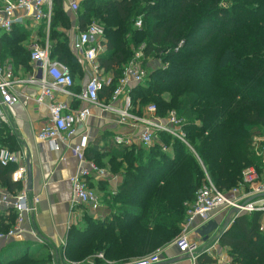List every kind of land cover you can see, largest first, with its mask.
I'll use <instances>...</instances> for the list:
<instances>
[{"label": "trees", "instance_id": "trees-1", "mask_svg": "<svg viewBox=\"0 0 264 264\" xmlns=\"http://www.w3.org/2000/svg\"><path fill=\"white\" fill-rule=\"evenodd\" d=\"M82 7L80 31L100 21L107 40L98 61L113 82L100 98L111 99L140 52L144 61L158 60L167 68L150 71L143 84L131 87L132 112L143 116L148 104L163 119L175 112L186 135V144L159 133L151 147L118 145L114 138L103 149L87 151L91 162L110 166L123 180L106 201L111 219L86 216L85 225L70 230L65 254L74 264H89L88 258L104 264L98 254L123 264L173 244L208 179L229 197L248 168L264 182V0H85ZM53 10L51 58L74 78L82 66L59 30L70 28L64 0H54ZM26 36L18 25L0 32V60L29 70V53L20 45ZM13 170L0 164V186L12 191ZM14 219L0 216V232ZM263 219L260 212L241 213L221 234L219 245L228 249L232 264H264ZM0 264H52V256L16 243L0 253ZM197 264L216 261L204 254Z\"/></svg>", "mask_w": 264, "mask_h": 264}, {"label": "built area", "instance_id": "built-area-1", "mask_svg": "<svg viewBox=\"0 0 264 264\" xmlns=\"http://www.w3.org/2000/svg\"><path fill=\"white\" fill-rule=\"evenodd\" d=\"M84 2L85 0H79ZM54 0H0V32L10 33L15 26L35 25L37 27H51ZM73 9L79 8L78 0L70 3ZM139 21L136 26L141 27ZM107 44L105 32L102 27L92 24L85 31H80L73 43L75 52L88 64L94 66L95 75L90 79L85 89L77 94L73 92L75 80L70 70L63 63L53 60L49 45L41 46L33 42L29 46L30 64L33 66V74L27 79L15 76L10 65L0 64V139L4 131L14 132L10 115H15L17 104L28 105L32 100L29 96L21 94L25 86H35L39 94L34 99L38 106H45L48 110V121L38 132L37 138L40 142L47 144L51 151H58L71 136L74 135L78 125L86 122L90 116L91 106H106L100 102V94L111 82L103 79L99 74V56ZM142 57V53L136 56ZM167 68V64L162 66ZM147 77L146 70L139 65H130L125 69L123 77L111 96V102L124 100L125 107L118 111L120 124L128 126L129 132L116 137L118 145L131 146L135 143L145 147H151L158 141L159 133H166L173 138L186 144V135L183 130V120L175 112L169 113L166 119L157 115L156 106H150L144 112L143 117L133 115L132 103L129 90L136 84H143ZM60 95H67L72 100L83 102L86 107L73 109L71 102L59 101ZM71 100V101H72ZM85 143L78 145L74 151L79 156L80 162L75 173L69 179L73 199L70 210L85 207L90 211H97L101 207V201L90 187L92 176H103L106 173L96 163L84 164ZM167 151V148H163ZM264 162V147L261 151ZM22 156L12 152L7 146L0 145V164L8 168L14 166L11 174L13 184L22 182L26 173V166ZM17 167V168H16ZM231 197L220 192L210 180L201 188L196 195V201L188 211V218L183 226L182 233L173 243L179 252L188 256L191 264H197L198 255L195 254L191 241L190 229L199 220V229L213 220V214L221 209L232 212L255 213L260 212L264 217V182L254 168H248L243 174V183L239 189L233 190ZM252 201L249 202L250 199ZM39 197L31 195L27 189L22 192H10L6 187L0 186V216L8 222L14 216L13 225L5 232H0V242L15 243L23 242L25 234L34 236V231H28L25 223L28 216L35 214L39 204ZM264 231V221L261 224ZM210 250H208L209 252ZM164 249L123 264H162ZM97 258L106 262L103 254Z\"/></svg>", "mask_w": 264, "mask_h": 264}, {"label": "crops", "instance_id": "crops-1", "mask_svg": "<svg viewBox=\"0 0 264 264\" xmlns=\"http://www.w3.org/2000/svg\"><path fill=\"white\" fill-rule=\"evenodd\" d=\"M65 1L70 5L74 0ZM38 28H42V26ZM106 52L107 44L100 56L106 54ZM79 61L82 66V72L74 76L75 87L73 89V92L77 94H80L85 89L90 79L95 75L93 65L88 64L81 57ZM31 72L32 74L35 72L33 66L31 67ZM99 74L107 81L113 82L112 73L107 74L103 69H99ZM19 91L21 94L32 98V100L28 105L17 104L15 106V115H10L14 132L12 129L4 131L2 139L3 141L5 140V146L12 152L26 159L25 162L21 161L20 163L21 166H26V173L22 182L14 184L16 188L13 191L6 188L12 193H20L27 189L31 195L38 196L40 201L36 213L28 216L25 223L26 229L34 231L35 235L32 236L27 233L23 242L15 243L29 244L32 249H36L40 253H49L52 256V264H74L68 260L65 254L70 230L74 227L85 225L86 216L98 221L110 220L111 212L106 205V201L110 194L114 195L118 192L123 180L121 175L111 171L110 166L100 167L106 174L103 176L94 175L90 180L91 189L101 201L100 209L93 212L85 207H79L71 211L70 206L73 194L69 179L76 169L82 165L74 149L86 139L83 163L88 164L91 162L86 155L89 148L99 146L103 149L106 141H113L114 138L116 140L117 136L129 132V125L120 124V115L118 114V111L123 110L125 107L124 100L120 99L113 103L111 99L107 101L105 98H100L102 105L110 109L106 110L96 106L89 107L91 113L86 122L77 126L74 135L61 145L60 150L51 151L47 144L40 142L37 138L38 132L48 121L47 108L38 106L34 101L39 94L38 88L25 86L23 90ZM71 100L67 95H60L59 97V101L71 102L73 109L86 107L83 102ZM7 139L9 140L6 142ZM137 144L134 142L133 145ZM105 161L107 162V160ZM224 210L221 209L213 214L214 218L212 221L217 222L219 228L211 235L209 241L204 242V236L199 232V220L190 229L195 254L198 257L206 254L213 258L216 264H232L228 249L219 245V237L232 226L239 214L231 210L228 214H225ZM10 244L0 242V247L3 249L0 250V253H5L6 248ZM208 250L210 251L208 252ZM87 260H90L89 264H93L91 258ZM162 264L191 263L188 256L182 255L177 246L171 244L164 248Z\"/></svg>", "mask_w": 264, "mask_h": 264}, {"label": "rangeland", "instance_id": "rangeland-1", "mask_svg": "<svg viewBox=\"0 0 264 264\" xmlns=\"http://www.w3.org/2000/svg\"><path fill=\"white\" fill-rule=\"evenodd\" d=\"M64 3H65V6L67 8L68 21H69L70 28L67 29V30L63 29V28H60L59 30L61 32H64L67 35V38H68V41H69L68 44L70 45L71 48H73L74 40L76 39L77 35L80 33L79 21H80L81 17L85 16L84 12H83V9L86 8V7H82V3H84V2H81L79 0H78L79 8H77V9H73L72 7H70V5H68L66 3V1ZM54 17H55V12L53 10L51 26H52V24L54 22ZM92 24H97V25H99L100 27H102L104 29V25L100 21L92 20L89 23L88 26H90ZM24 28L27 31V36H26L25 41L22 42L20 45L23 46V48H25L28 51V53H29V50H28L29 46L33 42H37L41 46L49 45L50 52H51V48H52V42L50 41V39H51L50 38L51 27L49 29L47 27H43V29H42V28H38L37 26L31 24V25H28V26H24ZM139 54H140V52H138L136 55H139ZM29 56H30V53H29ZM77 57L80 59V56L78 54H77ZM139 58L140 59L135 58L132 62L129 63L128 66L134 65V64L142 66L146 70L147 74H149L150 71L156 70V69H158V68L163 66L162 63L160 61H158V60L147 59L146 61H144L143 60V56L139 57ZM0 64L3 65V66L10 65L13 68V70H14L15 76L18 77V78H21V79H27L32 74L31 68L29 70H27V71L24 68H22V67H18V68L15 69L14 65L11 62H9V60H6L5 62H2L0 60ZM102 78L104 79V77H102ZM111 84H110V86H111ZM150 106H152V104H148L146 106H143L142 107L143 113ZM133 115H135L137 117H143L144 116V115L143 116H138L136 113H133ZM262 141H264V139ZM224 211L226 212L225 214H228L230 212V210H226V209ZM13 244H16V243H13ZM13 244L8 245V247L12 246ZM0 250H3V249L0 247Z\"/></svg>", "mask_w": 264, "mask_h": 264}, {"label": "water", "instance_id": "water-1", "mask_svg": "<svg viewBox=\"0 0 264 264\" xmlns=\"http://www.w3.org/2000/svg\"><path fill=\"white\" fill-rule=\"evenodd\" d=\"M252 200H253V198L250 199L249 202ZM218 228H219V224L215 221H210V222H208V224L206 226L202 227L199 230V232L201 233V235L204 236V242L209 241L211 235L214 232H216L218 230Z\"/></svg>", "mask_w": 264, "mask_h": 264}]
</instances>
